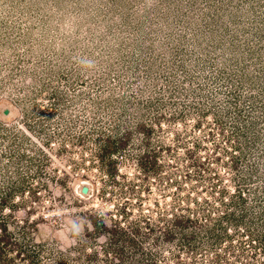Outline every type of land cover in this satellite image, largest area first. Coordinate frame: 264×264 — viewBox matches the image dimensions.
Returning <instances> with one entry per match:
<instances>
[{"label": "rangeland", "instance_id": "1", "mask_svg": "<svg viewBox=\"0 0 264 264\" xmlns=\"http://www.w3.org/2000/svg\"><path fill=\"white\" fill-rule=\"evenodd\" d=\"M0 264H264V0H0Z\"/></svg>", "mask_w": 264, "mask_h": 264}, {"label": "clouds", "instance_id": "2", "mask_svg": "<svg viewBox=\"0 0 264 264\" xmlns=\"http://www.w3.org/2000/svg\"><path fill=\"white\" fill-rule=\"evenodd\" d=\"M77 66L85 72H95L98 70L99 65L95 58L81 55L75 59Z\"/></svg>", "mask_w": 264, "mask_h": 264}]
</instances>
